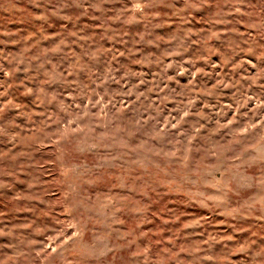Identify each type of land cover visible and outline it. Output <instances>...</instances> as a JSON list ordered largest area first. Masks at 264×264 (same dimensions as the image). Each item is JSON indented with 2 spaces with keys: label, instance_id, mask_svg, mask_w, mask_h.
<instances>
[{
  "label": "rangeland",
  "instance_id": "rangeland-1",
  "mask_svg": "<svg viewBox=\"0 0 264 264\" xmlns=\"http://www.w3.org/2000/svg\"><path fill=\"white\" fill-rule=\"evenodd\" d=\"M0 264H264V0H0Z\"/></svg>",
  "mask_w": 264,
  "mask_h": 264
}]
</instances>
